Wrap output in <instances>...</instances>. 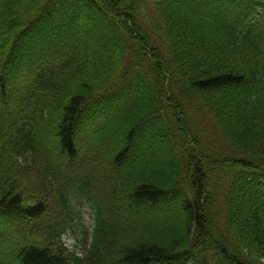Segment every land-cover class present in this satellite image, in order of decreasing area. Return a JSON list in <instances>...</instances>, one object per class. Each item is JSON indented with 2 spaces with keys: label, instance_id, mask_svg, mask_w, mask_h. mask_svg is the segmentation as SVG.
<instances>
[{
  "label": "trees",
  "instance_id": "1",
  "mask_svg": "<svg viewBox=\"0 0 264 264\" xmlns=\"http://www.w3.org/2000/svg\"><path fill=\"white\" fill-rule=\"evenodd\" d=\"M0 264H264V0H0Z\"/></svg>",
  "mask_w": 264,
  "mask_h": 264
},
{
  "label": "rangeland",
  "instance_id": "2",
  "mask_svg": "<svg viewBox=\"0 0 264 264\" xmlns=\"http://www.w3.org/2000/svg\"><path fill=\"white\" fill-rule=\"evenodd\" d=\"M83 221L82 224L73 232H70L65 236V241L70 246L78 245V247H82L83 253H90L88 245H85L87 239L85 237V228L84 225L89 226L88 230L92 229V225L94 223L93 213L89 209V207H85L83 209L82 215ZM85 237V238H84ZM35 239H39V237H35Z\"/></svg>",
  "mask_w": 264,
  "mask_h": 264
}]
</instances>
